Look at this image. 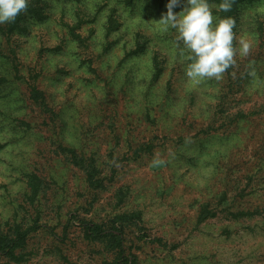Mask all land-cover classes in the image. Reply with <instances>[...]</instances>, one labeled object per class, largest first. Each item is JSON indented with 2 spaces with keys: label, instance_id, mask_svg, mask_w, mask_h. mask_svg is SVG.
I'll return each mask as SVG.
<instances>
[{
  "label": "rangeland",
  "instance_id": "374dc122",
  "mask_svg": "<svg viewBox=\"0 0 264 264\" xmlns=\"http://www.w3.org/2000/svg\"><path fill=\"white\" fill-rule=\"evenodd\" d=\"M44 1L48 19L31 18L10 44L0 32V226H27L37 215L40 224L27 260L1 256L0 264H102L113 252L88 242L84 223L110 225L132 211L142 212L149 239L168 244L140 242L128 229L141 264H264V0L240 9L237 34L252 47L237 55L232 79L225 71L198 83L185 75L176 29L159 23L168 0ZM14 57L56 116L30 99ZM148 143L153 152L133 158ZM60 146L93 156L104 186L89 188L86 170ZM30 173L43 187L34 204ZM207 204L217 215L199 223ZM249 210L258 212L231 215Z\"/></svg>",
  "mask_w": 264,
  "mask_h": 264
},
{
  "label": "trees",
  "instance_id": "16d2710c",
  "mask_svg": "<svg viewBox=\"0 0 264 264\" xmlns=\"http://www.w3.org/2000/svg\"><path fill=\"white\" fill-rule=\"evenodd\" d=\"M80 1V0H75ZM136 0H126L127 4L132 5ZM165 1V0H160ZM255 0H231L232 7L229 11L225 12L222 10H217L213 7V13L221 17L231 16L235 19L236 24L234 31L237 33L239 28V13L242 5L245 3H252ZM213 5L219 4L220 0H209ZM182 0L178 4H181ZM48 3L44 0H29L28 8L26 11L21 12L14 21L6 22L5 26L0 25V32L7 38L8 43L12 41V37L29 31L30 29V19L36 18L38 20H45L50 17L49 10H46ZM80 22V21H79ZM78 22V23H79ZM109 25L107 26V35L116 29L117 20L113 15L109 18ZM70 33L74 39L79 42H83L82 36L76 32V29L71 26ZM12 53L16 54L15 50L9 46ZM142 47L139 46L138 50H131L127 53L128 56L141 50ZM126 55V56H127ZM7 56L3 54L0 50V61L6 59ZM154 76L153 78H158L160 75L159 63L154 58ZM13 68L18 79L24 78L26 84L28 85L29 97L33 103L37 104L44 112L56 116V112L49 106L46 95L43 90H41L37 83L35 76H31L32 80L25 78L22 72L18 68V63L14 57ZM233 66L226 70V73L232 79ZM2 80H5L2 78ZM244 80V79H242ZM233 86L229 85V89ZM153 144H142L139 145L134 150V157L139 158L144 153L153 152ZM60 148L65 152V154L70 157L71 161L76 165L84 168L87 172V183L89 188L97 190L104 186L105 177L102 176L101 170L98 168L95 158H81L76 148L70 146H60ZM113 155V154H112ZM86 161H88L86 163ZM27 183L30 188V193L28 199L32 204L37 200L41 190L42 182L40 177L35 173L26 174ZM224 198V197H223ZM258 211H239L237 213H231L232 216L240 218L245 215H255ZM217 211L210 208L209 204L204 205L198 216V222H204L210 217H215ZM144 220L141 211H132L129 213L117 214L111 221L110 225L104 223H98L94 221H89L84 223V238L90 243L103 244L106 249L113 252V257L111 259L104 260L102 264H141L139 256L134 252L133 247L127 243V230L134 229L137 239L141 242L158 243L162 246H167L166 242H163L161 238H150L145 233ZM39 215L30 224L24 226L23 224L16 222L13 225H9L7 231H5L0 226V257L5 256L10 260L16 262H25L27 260L24 250L27 247L30 235L38 230Z\"/></svg>",
  "mask_w": 264,
  "mask_h": 264
},
{
  "label": "clouds",
  "instance_id": "9594fccd",
  "mask_svg": "<svg viewBox=\"0 0 264 264\" xmlns=\"http://www.w3.org/2000/svg\"><path fill=\"white\" fill-rule=\"evenodd\" d=\"M179 2L168 0L167 13L159 23L165 29H176V41L183 44L181 54L189 61L185 75L194 83L210 78L221 80L225 71L236 65L237 55L248 56L252 47L247 36L234 31L233 17L213 14V7L229 11L231 0H220L216 5L209 0H186L187 6L177 13L173 9ZM28 4L29 0H0V23L14 21ZM250 75H255L254 69Z\"/></svg>",
  "mask_w": 264,
  "mask_h": 264
}]
</instances>
